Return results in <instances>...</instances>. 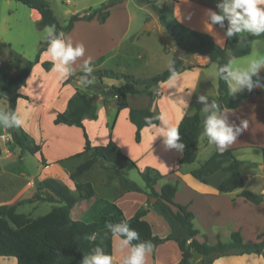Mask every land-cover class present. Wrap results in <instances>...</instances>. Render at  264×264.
<instances>
[{
	"label": "crops",
	"instance_id": "crops-1",
	"mask_svg": "<svg viewBox=\"0 0 264 264\" xmlns=\"http://www.w3.org/2000/svg\"><path fill=\"white\" fill-rule=\"evenodd\" d=\"M164 1L172 3V17L186 28L210 36L220 48L224 42H226L224 32L217 25H213L212 27L208 26L210 20L207 15V10L209 9L218 14H222L220 9L217 8V4L223 3L224 0ZM130 2L131 0H122L120 3L111 7L108 17L102 24L98 23L96 20L89 22L79 21L73 24L70 32L64 37L65 41L67 42L71 39L73 47H75L77 43H82L85 47L84 56L78 57L70 64L73 74L83 71L84 62L89 56L93 59L94 71L102 70L103 64L109 60L126 58L131 53H133L138 60H143L147 54L146 49L152 46V43L149 41L152 37L151 29L149 28L147 19L143 20L140 31L132 29L133 17L128 9ZM6 6L8 7L9 5L7 4ZM3 7L6 8L0 2V33L5 37L3 40H9L8 37L6 39V35H4L1 29L3 24L10 22L11 13L6 11V15H3ZM15 7L17 12L23 11L19 6ZM27 9L28 12L26 15L29 17L30 23L38 28L37 24L40 21L39 14L34 10ZM73 12L75 14L77 13L76 10ZM223 23L224 26L230 27L227 19H225ZM8 30L11 31L9 27ZM3 40L0 41V56H4L0 59V75L7 73L13 75L21 68L26 67L30 61L14 50L8 41ZM40 42L41 41H37L35 44L36 50H38ZM160 43L161 44L158 45L160 47V52L166 51L167 46H176L171 40L166 43H164V41ZM165 47L166 49H164ZM181 52V54H178V56L174 58L182 59L184 66L190 67L189 70L197 73V75L204 73V71L210 67L207 59L199 55H193L196 59H199L197 63L192 64L186 62L185 59L188 55L184 54L183 51ZM46 61L53 63L48 71H45L41 67V64ZM144 67V64L136 65L137 70L143 69ZM53 68L54 62L47 54L46 49L40 54L38 63L32 67L25 84L17 91L20 96L26 99L22 97L17 99L15 115L24 119L23 125L19 128L30 138L34 145L40 148L39 153L34 154V156L40 159L39 167L41 179L39 181L34 179L26 184L27 187L33 188L29 197L23 199L21 194H18L11 197L10 200L1 201L0 206H15L16 213L24 214L28 217L37 209L38 204L24 203L23 206H30V210L27 211V213H21L19 210L22 205L18 203L23 200H28L34 195L35 185L48 178L54 179L60 184H67L66 180L69 184L73 183L69 175L83 162L81 157H74L80 154L84 149L83 131L74 126H56L53 124V119L58 113H62L66 109L67 101L72 97L75 91H82V89H80L81 86L79 81L76 80L77 77H74L68 84L62 86V81L58 79V74L53 71ZM108 70L116 73H131V71H129L130 67H126V69H124L125 71H123L122 66L117 63ZM188 73L187 70L181 72L175 85L172 87L169 86V80H167L151 88L146 93L126 96V108L120 111H117V107L121 101L119 98H112L114 100H110L111 98L109 97L105 99L102 98L100 106L96 103V119L83 120L82 125L84 131L91 146H104L109 141H112L119 147L121 153L134 163L133 167L136 170L142 171L146 167L157 170L163 176L154 186V190L157 193L160 192L163 185L177 182L178 189L174 194L173 203L185 207L193 214L194 227L199 231V236L197 237L199 242H203L204 240L209 244H213L216 241L227 242L232 232H239L245 243L249 241L244 239V233H250L249 236L256 242L258 237L264 235V202L258 205L245 202L242 198L237 196L236 191L231 193H219L216 187L222 180L228 177L229 173L219 171L207 177L205 184L198 182L190 175V172L195 169L180 165L179 160L182 154L165 145L163 138L156 136V130L152 127H146L141 131L139 144L134 142L135 128L128 120V111L130 109H144L149 107L153 118L164 113L172 124H179L184 116L195 113L194 111H192V113H187V110L191 108L193 103L192 96L195 90L200 87L199 82H196L190 87L192 89L191 95L185 99V102L188 104L187 108L184 107V102H182L183 104L178 103L175 97V94L178 92L177 88L186 83L184 79L187 77ZM130 75L135 78L139 77L132 73ZM105 80H107L106 85H104L105 87L114 85L112 80ZM190 88L186 86L184 90ZM133 97H137L138 99L135 100ZM1 101L3 102V108H7V100L2 99L0 102ZM110 103H112L113 107L111 108L112 113L109 114ZM197 114L202 116V113ZM226 114L229 121L235 122L237 125L241 119L249 122L248 128L233 144L228 146L227 149H234L235 153L254 147L264 149V93L251 96L246 102L235 109L227 110ZM44 117L48 118V128L42 123ZM154 122L157 126L160 125L158 120L154 119ZM10 130L11 128L5 129L7 136L10 135ZM200 142L204 148L210 150V155L214 151H217L216 146L210 144L208 139L201 134L196 147V155L200 149ZM1 155L2 150L0 148V156ZM41 157L43 163L41 162ZM72 161H75V163L69 165L68 163ZM101 171L104 172L102 169ZM4 174L5 171L0 167V177ZM85 183H89V181ZM89 184L91 185V183ZM105 185L106 183L103 182L102 186L105 187ZM91 187L93 190V185H91ZM261 193L264 194V190H262ZM95 199L100 198H95L93 196L92 202L88 204V206H84L78 214H75L74 209L71 212V215L73 214L71 217L74 220H78ZM150 199H148L145 194L127 192L126 194L119 195L116 199H110V201L107 199L102 200L112 202L119 208L123 206L126 212L120 209L125 219L131 218L137 211H146V220L150 223L153 230H158V237L163 238L168 234V227L152 207L146 209V203H148ZM78 204L79 203L76 204L75 208H77ZM54 205H56L55 207L59 206V204L56 203ZM50 210L52 211L53 208ZM121 241L122 240L117 236L112 237L111 256H114L116 247H118V249L122 248L124 251L120 250L122 252L118 257V259L122 261V259L130 253L131 248L128 245L121 246ZM169 251L175 252L171 260L168 259L167 256ZM194 256H198V258L194 259ZM251 256L221 257L215 260L213 264H243L245 262L244 259ZM146 257V264H178L181 256L177 245L172 241H168L156 247L151 255L146 253ZM199 260L200 256L193 252L191 264H197Z\"/></svg>",
	"mask_w": 264,
	"mask_h": 264
},
{
	"label": "trees",
	"instance_id": "trees-1",
	"mask_svg": "<svg viewBox=\"0 0 264 264\" xmlns=\"http://www.w3.org/2000/svg\"><path fill=\"white\" fill-rule=\"evenodd\" d=\"M12 1L18 2L39 14L40 21L37 24L39 29L55 25L57 29V33L53 34L55 37L60 31H63L65 35L68 34L73 24L79 21L96 20L102 24L109 15V9L122 0H105L96 9H88L82 13L71 15L64 25H60L49 3L45 0ZM138 1L151 5L159 24L165 30L166 36L184 54L202 56L207 59L209 64H215L216 70L219 66L228 64L231 59L249 55L254 41H264V34L254 36L250 33H235L229 38L226 36L228 27L221 28L217 25L224 32L226 43L231 46V55L228 56L226 51L217 46L210 36L188 29L173 17L165 16L163 11L151 0ZM48 39L46 36L39 43L34 60L30 61L26 67L21 68L13 75H0V100H7L6 109L9 120H11L12 115H15L17 99L22 97L17 91L25 84L32 67L38 63L40 54L49 46ZM172 60L175 61V67L179 74L190 69V67L184 66L182 59L173 58ZM41 65L46 71L51 66L49 62H44ZM76 76H84L87 79L95 77L99 81L103 79L123 80L121 86L101 87L99 91L104 99L108 97L119 98L121 101L117 111H120L126 108V96L146 93L158 84L169 80L170 73L166 69L155 76L137 79L110 70H97L90 75L85 72L75 73L67 81H62V84L68 83ZM258 76L261 78L260 82L264 84V74ZM256 80L257 76L252 79L253 83ZM262 93H264V89H254L252 92L245 90L239 94L230 95L226 82L217 78V95L215 98H208L207 103L211 104L212 100L215 99L222 108L230 110L246 102L251 96ZM96 112L97 106L94 102V96L76 90L67 101L66 109L62 113H58L53 119V124L56 126H74L83 131L84 149L74 157L82 158L87 155L88 158L70 173V180H76L95 164H98L106 173V177L109 180L117 179L126 192L141 193L145 194L148 199H155L150 207L164 220L168 227V234L160 238L153 233L152 226L146 220V211H137L131 218L125 219L119 207L102 199H95L80 218L74 220L71 217V212L75 209L78 199L72 197L65 186L48 178L36 184L34 195L25 200L24 203L59 204L50 214L32 220L24 214L16 213L15 206H0V258H14L16 264H82L84 258L91 257L96 248H100L104 254L111 255L112 237L117 236L121 240L125 237L120 234H113L107 225L115 226L125 222H127L130 230L139 233V238L133 239L128 244L130 248L147 241H151L156 248L165 242L172 241L177 245L180 252L181 257L178 264H191L193 252L200 256L197 264H213L215 260L228 256L263 255L264 235L258 237L254 243H245L239 232L230 233L227 242L216 241L213 244H209L206 240L199 242L197 240L199 231L194 227L193 214L185 207L173 203L174 194L178 189L177 182L163 185L160 192L157 193L154 186L163 176L157 170L146 167L138 172L144 183V188H141L129 181L124 171L118 169L119 163L131 165L134 163L121 153L114 142L109 141L104 146H91L82 122L84 119H96ZM205 115L200 116L194 113L184 116L180 120L179 130L182 142L185 144L184 152L179 160L180 165H189L195 161L196 147L198 139L203 133ZM145 117H153L149 107L128 111V120L135 128L134 142L136 144L140 142L141 131L150 127L146 126ZM9 139L19 148L20 153L28 152L30 155H34L40 151L39 146L34 145L19 127L11 128ZM260 149L264 159V149ZM234 153V149H227L222 153L218 150L214 151L199 168L192 170L190 175L198 182L205 184L206 178L214 173L227 172L229 173L228 177L216 187L219 193L236 191L237 196L245 202L254 205L263 203L264 194H256L244 189V181L239 172L242 162L236 159ZM41 162L43 163L42 157ZM74 188L82 201H89L94 196L89 183L74 182ZM91 236H94V239L89 240L88 237Z\"/></svg>",
	"mask_w": 264,
	"mask_h": 264
},
{
	"label": "rangeland",
	"instance_id": "rangeland-1",
	"mask_svg": "<svg viewBox=\"0 0 264 264\" xmlns=\"http://www.w3.org/2000/svg\"><path fill=\"white\" fill-rule=\"evenodd\" d=\"M45 1L50 3V8L52 9L53 14L57 18L60 25H64L65 22L70 17V15L74 13L73 12L74 10H76L77 13H82L86 9L87 10L96 9L105 0H45ZM151 1L155 3V5L163 11L165 16L172 17L171 2H166L164 0H151ZM0 2L3 4V6L6 7V8L3 7L2 9L3 15H6V11H9V13H11L10 14L11 18L9 19L10 22H6V24H3L1 29L4 32V35H6V39L8 37L9 40H3L5 39V37L2 36V34L0 33V41L2 40L8 41V43H10L12 48L16 50L18 53H20L21 56L27 58L29 61H33L38 51L35 48V44L37 43V41H43L46 38L45 29L47 27L39 29L36 28L34 25H32L30 23L29 17L26 15L28 12L26 6L12 0L11 1L0 0ZM7 4L9 5L8 7L6 6ZM15 6H19V8H21V10L23 11L17 12L15 10L16 8ZM128 9L133 17L132 29H136L140 31V29L142 28L143 20L146 19L148 20V25L149 28L151 29V36H152L149 41L150 43H152V46L146 49L147 54L143 58V60H138L136 56L133 53H131L126 58H120V59L117 58L112 61L109 60L108 62H105L103 64L102 70H108L111 67H113L114 64L117 63L122 66L123 71H125L124 69H126V67H130L129 71H131L133 75H138L139 79H146L166 70L169 61L172 60V58L177 57L178 54H181L182 52L175 45H170V47L167 46V49L166 47L164 48L166 49V51L164 50L163 52H160L159 50L160 47L158 46L159 44H161L160 42L164 41V43H166L170 39L166 36L164 29L160 26L157 20V15L150 4L139 3L138 0H131ZM8 27L11 29V31L8 30ZM241 33H245V32H241ZM221 48H223L226 51L228 56L231 55V46L228 45L226 42H224ZM3 57L4 56L2 57L0 56V59H2ZM259 57H264V41H254L252 43V48L249 55L241 58L231 59L230 62L234 67L246 66L249 60ZM141 61L143 62L145 67L143 69L137 70L136 68L137 64L143 65ZM185 61L188 63L195 64L199 61V59H196V57L193 55H188L186 56ZM46 62H49L51 64L50 66L51 68L53 63L50 61H46ZM215 71H216L215 64H210V67H208L207 70L204 71V73L199 75H197V73L193 71H190L189 69L187 70L188 75L184 79L186 83L180 85L177 88L178 92L175 94L177 102L183 104L182 102L185 101L186 97H189L191 95L190 93L192 89L190 87H192L196 82H199L200 84V87L195 90L192 96L193 103L191 105V108H189L190 110H187L188 111L187 113H192V111H194L195 113H200V114L202 113L201 114L202 116L206 114L203 113L202 111L203 104L198 103L197 99L199 95H204L207 98L216 97L217 78L212 76V73ZM131 73H118V74L132 76L130 75ZM261 74H264V67H261L258 70L257 76ZM76 77H77L76 80L79 81L80 78L84 76H76ZM254 77L256 76H252L251 79H253ZM92 78L93 77H89L88 79L86 78V80H91ZM112 81L114 82L115 86H121L123 84V80H112ZM106 82L107 80L105 79L99 81L97 78H95V82L93 84H86L84 86H81L80 89H82L83 93H86L89 96H94L95 103H97V105L100 106L101 99L104 97L100 95L99 91L101 87H105L104 85H106ZM61 85L63 86L62 82ZM186 86L189 87L190 89L184 90ZM245 90L246 89H242L235 94H239ZM133 98H135V100L138 99L137 97H133ZM110 100H114V99L111 98ZM109 107H110V111H108V113L110 114L112 113L111 110V108L113 107L112 103H110ZM0 108H3L2 101L0 102ZM42 123L44 124V126L48 128L47 117L43 118ZM199 146L200 149L196 155L195 161L191 165H185L184 167L197 169L199 168L200 165L204 163V161L208 159L210 155L209 154L210 150L208 148H204L201 142ZM0 148L2 150V155L0 156V167L5 171V174L0 177V187H1L0 202L5 200H10L11 197L18 194H21V197L23 199L29 197L31 191H33V188L27 187L26 184L29 181H33L34 179L38 181L41 179L39 157L30 155L28 152L20 153V150L17 148V146L10 141L9 136H7V134L5 133V129L3 127H0ZM234 154L236 159L242 162L239 168V172L244 181V189L256 194L261 193V191L264 190V159L261 149L256 147L248 148L246 150L244 149L242 152H237ZM87 158L88 156L86 155L82 157V160L84 161ZM74 163L75 161H72L68 164L72 165ZM133 166L134 165L127 163H119L117 165L118 169L126 173L127 179L129 181L134 182L139 187L144 188V183L142 182L138 174L139 170H136ZM88 181L89 183H91V185H93L95 198L107 199L110 201V199H116V197H118L119 195L127 193L122 188L121 184L117 179L109 180L106 177V173L101 171L98 164H95V167L93 166L91 170H89L79 179L72 181L73 183L69 184L68 181L66 180L67 184H61L68 189L69 194L72 197L78 199L79 204L77 205V208H75L74 210L75 214H78V212H80V210L83 209L84 206H88V204L92 202V199L85 202L82 201L79 198L78 192L74 188V182L85 183ZM103 182L106 183L105 187L102 186ZM24 201L25 200L18 203L22 205V207L19 210V212L21 213H27V211L30 210V206L28 205L23 206ZM37 204H38L37 209L33 211L32 215L29 217L32 220H35L36 217L40 218L46 216L47 214H50L51 212L50 209L51 208L54 209L56 206L54 204H49V203H37ZM149 207H150V203H146V209H148ZM121 209L122 211L126 210L123 206ZM153 233L159 236L158 230L154 229ZM245 233H244L245 235L244 239L249 241L247 243H254L255 240L254 239L252 240V238L249 236L250 233L248 234L247 232ZM115 249L116 250L114 256H112L113 264H122V261L119 260L118 257L120 256L121 252L124 251V249L122 248L118 249V247H116ZM174 255L175 252L169 251L167 255L168 259L171 260L174 257ZM197 258L198 256H194V259ZM244 260L245 262L243 264H257V263L264 264V253L261 256H251ZM0 264H16V261L14 258H0Z\"/></svg>",
	"mask_w": 264,
	"mask_h": 264
},
{
	"label": "clouds",
	"instance_id": "clouds-1",
	"mask_svg": "<svg viewBox=\"0 0 264 264\" xmlns=\"http://www.w3.org/2000/svg\"><path fill=\"white\" fill-rule=\"evenodd\" d=\"M222 14H218L211 9L207 10L210 23L208 26L219 25L224 27V20L229 21L230 27L226 31V36L231 38L235 33L247 32L254 36L264 34V0H224L223 3L217 4ZM48 39L47 54L54 62L53 71L58 74L60 81H67L73 76V70L70 67L71 62L78 57L85 54V47L82 43H77L73 47L72 40L65 41V33L63 31L53 37L57 33L55 25H50L45 29ZM264 67V57L253 58L249 60L246 66H233L231 62L226 65L219 66L218 69L212 73L215 78L222 79L226 82L229 94L233 95L242 89L252 92L254 89H264V84L260 82L261 78L257 76L258 70ZM95 70L94 62L89 56L85 62L83 71L87 74L93 73ZM170 73L168 84L170 87L175 85L179 73L175 67V61L170 60L167 66ZM224 74V75H221ZM257 76V80L253 83L251 77ZM95 77L91 80H86L81 77L79 80L80 86L86 84H93ZM208 98L204 95H199L197 102L203 104V113H206L203 122L202 135L208 139L210 144L216 146L219 152L227 150L228 146L233 144L238 137L248 128L249 122L241 119L237 125L235 122L229 121L227 110L222 108L215 99L211 104L207 103ZM184 107L188 104L184 101ZM183 115V113H182ZM153 119L158 120L160 125L157 126ZM24 123L22 117L12 115L11 120L7 114L6 108H0V127L9 129L12 127H21ZM146 126L155 128L156 136L163 138V142L171 149L183 154L185 144L182 142L181 133L178 124L170 123L166 114L161 113L155 118L145 117ZM107 227L113 234L123 235L125 238L120 242L121 246L128 245L133 239L139 238V233L135 230H130L127 222L120 225ZM89 240L94 239V236L88 237ZM155 250V245L151 241L140 243L131 248L130 253L122 259V264H146V253L152 254ZM82 264H113V257L104 254L100 248L94 250V254L89 258L85 257Z\"/></svg>",
	"mask_w": 264,
	"mask_h": 264
},
{
	"label": "water",
	"instance_id": "water-1",
	"mask_svg": "<svg viewBox=\"0 0 264 264\" xmlns=\"http://www.w3.org/2000/svg\"><path fill=\"white\" fill-rule=\"evenodd\" d=\"M94 102H95V99H94ZM149 201H150V204H153L155 199L151 198Z\"/></svg>",
	"mask_w": 264,
	"mask_h": 264
}]
</instances>
